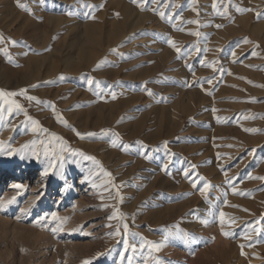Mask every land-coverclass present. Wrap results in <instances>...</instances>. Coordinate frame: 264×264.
<instances>
[{
  "label": "rangeland",
  "instance_id": "374dc122",
  "mask_svg": "<svg viewBox=\"0 0 264 264\" xmlns=\"http://www.w3.org/2000/svg\"><path fill=\"white\" fill-rule=\"evenodd\" d=\"M0 36V264H264V0H0Z\"/></svg>",
  "mask_w": 264,
  "mask_h": 264
},
{
  "label": "snow or ice",
  "instance_id": "6c2138e0",
  "mask_svg": "<svg viewBox=\"0 0 264 264\" xmlns=\"http://www.w3.org/2000/svg\"><path fill=\"white\" fill-rule=\"evenodd\" d=\"M132 2H133V3H138V0H132ZM143 2H144V3H147V0H143ZM152 2H157V3H158L159 0H152ZM18 6L21 7V8H26V5H23V4H18ZM214 7H215V5H214ZM141 10H144V8H142ZM238 10H239V11H245L244 9H238ZM153 11H156V9H153ZM158 15H159L162 19L166 18L165 13H164L163 11H160V12L158 13ZM167 19L171 20V17H167ZM190 23H198V21H190ZM217 27H221V25H217ZM192 34H193V35H199V33H192ZM2 40H3V37L0 36V41H2ZM11 43H12L13 45H15L16 42H15V41H11ZM168 43H169L171 46L175 47V44H174L171 40H169ZM0 51H5V52H6V50H4V49H0ZM113 51H115V50H113ZM176 51L179 53L180 49L177 48ZM253 54L255 55V53H253ZM92 83H93V81L89 80V84H92ZM24 94H25V90H21L20 93H4L3 91H0V97H3V96H5V95L16 96V95H24ZM148 94H149V95H152V93H151L150 91L148 92ZM113 98H115V96H113ZM27 99L31 100V99H35V98H34V97H27ZM12 103L15 104L14 101H13ZM15 108L18 109V110H21V111L23 110L19 104H15ZM8 111L11 113V112H12V108L9 107V108H8ZM246 131H253V130H246ZM90 135H94V134H90ZM112 146H114V147L117 146L115 141L112 142ZM125 147H126V146H125ZM81 155H82V154H81ZM84 159H86V160H93V161H94L95 158H94V157H91V156H84ZM61 160H63V157H61ZM54 163H55V161H51L49 167L51 168L52 164H54ZM166 167H167V166H165V169H166ZM45 174H47V171H46ZM106 175H109V176H110L111 174H110V173H106ZM185 175L187 176L188 173L185 172ZM195 186H196V185L193 184V187H195ZM14 187L17 188V189H20V188H22V185H14ZM13 199H14V198H13ZM219 215H220V217H221V223L223 224L224 213L221 212ZM201 223L207 224L208 221H207V220H202ZM124 227H125V229H127V225H125ZM223 235L228 236V235H230V233L224 232ZM126 247H127V245H126ZM129 264H131V260H130V258H129Z\"/></svg>",
  "mask_w": 264,
  "mask_h": 264
},
{
  "label": "bare ground",
  "instance_id": "6f19581e",
  "mask_svg": "<svg viewBox=\"0 0 264 264\" xmlns=\"http://www.w3.org/2000/svg\"><path fill=\"white\" fill-rule=\"evenodd\" d=\"M73 223L75 225L76 221ZM73 223L70 224L71 227H72ZM67 226H68V224H67ZM79 226L80 225H78L76 227H79ZM64 232L66 233L67 237L77 236V235H80L81 233H83V232H81L80 228H75L74 230H65Z\"/></svg>",
  "mask_w": 264,
  "mask_h": 264
}]
</instances>
